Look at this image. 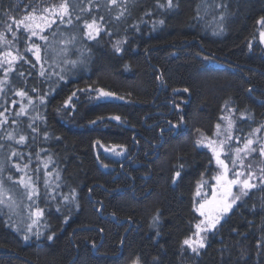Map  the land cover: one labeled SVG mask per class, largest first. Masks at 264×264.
I'll use <instances>...</instances> for the list:
<instances>
[{
    "label": "trees",
    "instance_id": "trees-1",
    "mask_svg": "<svg viewBox=\"0 0 264 264\" xmlns=\"http://www.w3.org/2000/svg\"><path fill=\"white\" fill-rule=\"evenodd\" d=\"M65 2L73 23L57 20L44 33L48 42L33 38L42 46L46 75L41 77L40 65L33 68L34 58L25 51L31 42L14 41L7 27L13 17ZM93 18L103 31L89 40L83 23ZM261 18L264 0H173L170 8L167 0H0V33L12 42H0V53L18 50L31 61H18L0 84V121H7L0 123V144L6 146L0 149L2 195L17 198L24 190L13 181L31 176L39 196L35 204L24 199L19 217L31 224L32 207L42 208L33 230L45 235L37 247L23 248L9 231L5 208L0 264H132L137 258L140 264H264L262 182L211 233L204 249L193 252L183 244L194 235L198 184L213 171L206 138L226 108L237 107L243 116L255 113L239 120L240 139L264 128V106L248 103L264 85ZM72 37L75 42L69 43ZM65 58L85 63L61 80ZM53 69L57 74L50 75ZM98 89L114 95L98 98ZM18 90L28 93L35 111L27 97L15 95ZM21 105L26 113L17 116ZM33 117L35 132L28 127ZM10 133L16 139L25 135L27 142L7 141ZM125 150L131 157L138 152L127 166L116 154ZM12 151L24 159L9 160ZM13 161L28 168L16 172ZM135 163L144 166L134 169ZM259 174L264 181V165Z\"/></svg>",
    "mask_w": 264,
    "mask_h": 264
},
{
    "label": "snow or ice",
    "instance_id": "snow-or-ice-1",
    "mask_svg": "<svg viewBox=\"0 0 264 264\" xmlns=\"http://www.w3.org/2000/svg\"><path fill=\"white\" fill-rule=\"evenodd\" d=\"M113 4L116 3V0H111ZM167 6L170 8L173 6V0H167ZM91 11V9H89ZM67 18V19H65ZM101 20H103V17H100ZM57 20L60 21L61 24H69L71 25L73 23L72 16L69 13V5L67 2L60 4L58 7H52L48 8L45 7L43 9L39 10V14H37L36 10H33L32 12H29L27 15H25L22 19H16L15 17L12 18V24L16 25L17 32H20V35H17V32H12V24H9L7 27V31L9 33H12L13 40L19 42L21 39H24L28 42H31L28 44V46L25 48V51L27 53H31V56L34 58V63H32V67L35 68L37 64L40 65L41 71L39 72V75L41 77H44L46 75V70H44V65L41 62L42 56V46L39 43H35L33 41V38L38 39L39 41L48 42L49 37L45 35L44 33L47 32L49 29L52 28V25L56 24ZM76 20H80V17L77 16ZM159 24H163L164 21L160 20L158 21ZM258 23L264 24V18H261ZM84 32L83 35L87 37L89 40H96L97 37L100 36L101 32L103 31V28L100 24H98L96 18H93L91 22L88 20H84L83 23ZM22 29V32H21ZM24 34H27L26 36ZM260 41L261 43H264V31H261L259 33ZM0 42H2L5 45H10L12 42L7 40L4 37L3 33H0ZM75 37H72V39L69 41V43H74ZM122 42L117 41L116 45H114L115 51L117 53H120L123 51V49L119 46ZM63 51L68 54L69 49L65 48ZM23 60L25 63H31L29 59H26L24 55L20 54L17 50V53L14 54L13 51L9 50L3 53H0V67H3V71L5 74V81H0V84L5 83L7 80V76L9 73L16 71L15 65L18 61ZM62 63L66 65L64 69L61 70V74H59V79H64V74L67 71H71L85 63V59H78V60H70L65 58ZM6 65V66H5ZM57 74L55 70L50 73ZM19 76L23 77L24 73L20 71L18 73ZM2 91V89H0ZM33 92H35V88L32 89ZM99 92L98 98H105V97H111L114 94L110 92H106L103 89L95 90ZM185 92L188 91L187 88L184 89ZM15 95L21 98H28V104L32 105L33 111H35V105H33V101L31 97H28V93L23 90H18L15 92ZM75 95V93L73 94ZM71 97L68 101H65V106L68 105L70 102ZM15 101H13V105H15ZM40 103H45L44 98H40ZM26 113V107L24 105H21L19 112L16 113L17 116L24 115ZM4 115L3 112H0V117ZM116 121H120L121 118L119 116L113 117ZM223 119V117L221 118ZM33 123L29 124L28 127L32 129L33 132L36 131V127L33 125L35 124L36 117L32 118ZM0 123H7V121H0ZM13 123H16V121H13ZM95 123V121H93ZM217 136H221L222 133L220 131L221 125L217 124ZM232 128H233V122L231 120L228 121L227 127L223 130V138L219 140L215 139H209L207 144L205 145L208 147L213 155L214 161L216 166L219 167L221 170L217 175L213 177V180L215 181V184L212 185L211 188V195L210 198H205L198 204V208L196 211L199 213V217L202 219L199 220V223L195 225V239L193 237L189 236L188 238L184 239L183 244L191 248L193 252H198L199 249L206 247V236L202 235V233H210L214 232L217 228V225L220 224L222 218L225 214H227L233 206L237 203V201L241 198L240 195H233L232 189L233 186L239 185L240 186V193L243 196L248 195V190L254 189L257 187L255 183H252V179L254 176V173L249 171L248 176L241 180V177L244 176V173L242 171H236L233 173V178H229V165L226 162V159L222 158L228 155L229 152L233 151L231 148L229 141L232 140ZM259 131V130H257ZM7 141H13L15 140L16 144L24 145L27 142V137L23 134L19 135L18 139L13 134H8L6 137ZM237 143H239V137L236 138ZM253 139H246V141L243 144V147H236L234 149V152L236 153V157L232 159V165L233 167L236 166L237 160H240V153H244V156L247 157L252 152L257 151L256 148H253L252 145L254 144ZM99 143V141H97ZM202 143V142H201ZM6 146L5 144H0V149H4ZM107 151H114V149H106ZM117 155H122L123 152L116 153ZM259 154L261 156H264V147H261L259 149ZM16 157L19 160L24 159V155L21 152L18 151H12L10 156L8 157L9 160L11 158ZM7 162V161H6ZM31 162L29 157V163ZM241 165H243V160H240ZM11 167L16 170V172H24L25 169L28 168V163H24L23 167L21 166V163L13 161L11 164ZM249 168H251V165H248ZM4 171V166L0 165V177H2ZM46 176H50L51 173L46 172ZM181 177V172L177 171L174 173V178L178 179ZM59 177H57L58 179ZM9 181H13V177L11 175L7 178ZM264 183V181H261ZM13 183L18 184L24 191L20 192L18 194L17 198H9L8 200H5L3 198V192L5 191L4 188V182L3 179L0 178V215L5 214L4 209H7L8 214L11 215H17L19 214L18 210L22 207L23 201L26 198L28 201H32L33 204H35V197L39 196V189L36 186V183L33 181V178L31 176L22 175L19 180L13 181ZM46 186H47V182ZM58 187V185H57ZM199 187H203V185H199ZM195 195L197 197H200L202 195L201 191L197 190ZM56 197L53 196L52 199H55ZM64 200L67 201L68 197H64ZM29 207H32L31 205ZM10 215V219H11ZM44 210L38 206L32 207L30 216L36 217L35 219L31 220V224L27 225L26 233L23 236L24 240H28L30 238L29 234L33 235H39V232H33V227L36 226L39 222V218L43 217ZM49 240L53 238L52 235H49L47 237ZM132 264H140L139 258L132 261Z\"/></svg>",
    "mask_w": 264,
    "mask_h": 264
},
{
    "label": "rangeland",
    "instance_id": "rangeland-1",
    "mask_svg": "<svg viewBox=\"0 0 264 264\" xmlns=\"http://www.w3.org/2000/svg\"><path fill=\"white\" fill-rule=\"evenodd\" d=\"M222 117H223V119H221V121L219 123L221 125L220 131H221L222 135L221 136H217V131L218 130H217V128H215L214 131L212 132L213 134L210 137L206 138L207 142H208L209 139L219 140V139L223 138V130L227 127L228 121L231 120L233 122V128H232V140L229 141V144H230L231 148L233 149V151L229 152L227 156L222 157V158L226 159V162L229 165V169H230L229 178H233V173L234 172L242 171L244 173V176L241 177V180H243L244 178H246L248 176L249 171H251V172L254 173V176H253V179H252L251 182L255 183L256 185L260 184L261 183V175L259 173H260V171L262 169V165H264V162H263L264 159H262V156L259 154V149L261 147H264V134H263L264 133V131H263L264 128L262 130L255 129V130H252L251 132H248L246 134L245 138L253 139L255 141L254 144L252 145V147L256 148L257 151L250 153L249 155H247V157L244 156L243 152L240 153V160H243V165H241L240 160H237L236 166L233 167L232 159H234L236 157V153L234 152V149L236 147H241L242 148L244 142L246 141V139L243 140V141H240V138H239V143H237V139H236L238 137V135H236V131L239 128V124L242 123L239 120H242V118L244 116L236 113L235 109H231V107H228V108H226L225 113L222 115ZM257 130H259V131H257ZM262 131H263V133H262ZM236 145H239V146H236ZM204 148H207L211 152V150L208 147L204 146ZM211 154H212V152H211ZM256 155H258V156L260 155L261 158H257ZM263 158H264V156H263ZM238 161H239V163H238ZM249 164L251 165V168L248 167ZM212 169H213V171L211 172V176L210 177H205L198 184V186L199 185H203V187L197 188V190L201 191V193H202V195L200 197L196 196L197 208H198L199 202H201L205 198H210L212 185L215 184V181L213 180V177L215 175H217L221 171L219 169V167L216 166L214 158H213V163H212ZM249 191L250 190H248V192ZM232 193H233V195H240L241 198L237 201V203L233 206V208L227 214L224 215V217L222 218L220 224L230 215V213L245 198V196L241 195V193H240V186L239 185L233 186ZM3 198H5V197H3ZM200 219H202V218L199 217V213L197 212V219H196L195 225L197 223H199ZM220 224L217 225V228L220 227ZM195 231H196V229H194V234H195ZM214 232L202 233V235L206 236V241H205L206 244L209 241V237H210L211 233H214ZM192 237H193V239H195V235H193ZM202 249H204V248H202ZM199 250H201V249H199Z\"/></svg>",
    "mask_w": 264,
    "mask_h": 264
},
{
    "label": "flooded vegetation",
    "instance_id": "flooded-vegetation-1",
    "mask_svg": "<svg viewBox=\"0 0 264 264\" xmlns=\"http://www.w3.org/2000/svg\"><path fill=\"white\" fill-rule=\"evenodd\" d=\"M250 94H251V92H250ZM257 94H258V96L256 95V97L251 94V96H250L251 97V101L248 102V103L250 105H252V106H255V104L264 106V99H263L264 98V85H260V88H258V90H257ZM232 100L235 103L234 104V107H235V105L238 104V103H237L235 98H233ZM235 110H238V108L235 107ZM247 113H248L247 115L250 116V118H253L255 116L254 111L247 112ZM247 115L244 116L245 119L249 118ZM260 117H263V119H264V114H263V116H260ZM172 127H173V125L170 126L169 130H173ZM245 137L246 136L242 137L240 139V141H243V140L247 139ZM137 154H138V152H136L134 154V156L131 157L132 155L128 151L125 150V151H123V154L120 157V162L124 163L123 166H127V165L131 164L132 162H134L135 157H136ZM238 163H239V161H238ZM141 166H144V165H142L141 163H135L134 164V169H139L140 170ZM10 215L11 214H8V223H9L8 225H10V227H11L9 229V231H10V233L12 235H14V236L17 235L18 236V241L20 242V245L23 248H30L32 246L33 247H37V245L35 243H41V242L45 241V238H44L45 235L39 229H36L35 231L33 230L34 233L37 232V231L39 232L38 236L37 235H33V236H35V238H33L32 240L34 241L36 239V241H34V243H33L34 245H32V240H31L32 234H29L30 238L28 240H24L23 236L26 233L27 225H29V222L26 221L24 219V217L23 218L19 217V214L16 215V217H18L19 219L16 218L15 215H11V219H10L9 218Z\"/></svg>",
    "mask_w": 264,
    "mask_h": 264
}]
</instances>
